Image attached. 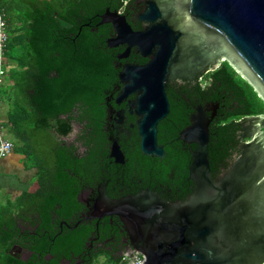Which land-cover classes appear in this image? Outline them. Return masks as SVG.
<instances>
[{
	"label": "water",
	"instance_id": "95a60500",
	"mask_svg": "<svg viewBox=\"0 0 264 264\" xmlns=\"http://www.w3.org/2000/svg\"><path fill=\"white\" fill-rule=\"evenodd\" d=\"M134 30L126 17L108 9L101 24L113 31L109 49H132L144 65L125 64L118 73L116 102L129 103L138 117L143 156L162 159L158 124L170 108L169 84L192 83L226 62L264 103V0H144ZM218 107L193 106L188 126L177 140L190 147L193 192L183 202L167 203L142 191L119 200L102 190L94 211L115 216L142 264H264V114L240 123L239 153L212 179L209 127ZM111 156L122 163L117 143Z\"/></svg>",
	"mask_w": 264,
	"mask_h": 264
},
{
	"label": "trees",
	"instance_id": "16d2710c",
	"mask_svg": "<svg viewBox=\"0 0 264 264\" xmlns=\"http://www.w3.org/2000/svg\"><path fill=\"white\" fill-rule=\"evenodd\" d=\"M140 6L139 0H0L9 37L6 57L10 67L3 93L7 104L4 125L13 138V151L38 171L35 189L0 208V264H44L23 263L10 254L17 223H32L38 214L44 233L52 229L53 213L62 220L76 208L75 193L68 190L62 168L84 164L77 154L82 146L87 152L103 148L101 104L117 84L114 56L124 50L107 47L113 31L110 25L101 24V16L107 9L119 12L138 30L135 19ZM166 93L170 111L158 124L157 142L173 164L181 158L184 185L188 184L191 159L177 138L188 126L193 106L218 107L216 124L209 129L212 179L229 166L246 141L238 140L240 123L264 114V103L226 62L193 83L169 84ZM76 125L85 126L86 137L83 130L69 145L57 140L72 137ZM59 224L54 234L60 233ZM108 235L104 229L103 237ZM50 240H38L36 248L46 249ZM67 246L63 237L55 252L61 256ZM80 252L79 247L77 254ZM124 254H109L103 262L125 264Z\"/></svg>",
	"mask_w": 264,
	"mask_h": 264
},
{
	"label": "flooded vegetation",
	"instance_id": "af4514ba",
	"mask_svg": "<svg viewBox=\"0 0 264 264\" xmlns=\"http://www.w3.org/2000/svg\"><path fill=\"white\" fill-rule=\"evenodd\" d=\"M143 1L141 0V5ZM119 53L114 56L113 71L117 73V76L125 64L144 65L147 62V59L138 55L134 49L130 51L126 59H117ZM119 91L120 86L117 81L101 104L104 112V117L100 120V135L105 138L103 148L98 152H87V148L82 146L77 150V154L79 155L78 160H83L84 164H73L62 168L67 176L68 190L71 189L75 193L76 208L70 210L66 218L62 220L53 213L52 229L44 233L41 231V222L37 220L38 214L35 215L36 220L34 219L32 223L20 220L15 228L17 234L10 252L14 258L23 263L89 264L96 256V259L102 257L105 260V256L109 254L127 253L129 243L120 220L115 216H102V213L94 211V205L102 190L111 200H119L137 195L142 191H149L167 203L183 202L193 192L194 186L189 177L190 163L188 184L184 185L180 175L181 158L173 164L171 160H168L164 148L165 155L162 159L149 158L141 154L136 126L138 117L129 107V103L134 101L136 95L117 103L116 97ZM214 119L209 129L216 124ZM76 126L75 134H81L84 130V137H86L85 126ZM75 134L70 138L64 137L57 140L69 145L71 139L75 138ZM241 136L239 130L238 140L242 142ZM114 142L120 148L122 163H117L116 159L111 156L110 150ZM184 146L187 147L184 149L185 152L190 154V147ZM52 167L56 169V166ZM57 223H60V233L54 234ZM104 229L109 231L106 237H103ZM47 237L51 239L47 248L37 249L38 240ZM63 237L67 238L68 246L65 254L60 256L55 252V248ZM79 247L81 252L77 254Z\"/></svg>",
	"mask_w": 264,
	"mask_h": 264
},
{
	"label": "crops",
	"instance_id": "0c3cea01",
	"mask_svg": "<svg viewBox=\"0 0 264 264\" xmlns=\"http://www.w3.org/2000/svg\"><path fill=\"white\" fill-rule=\"evenodd\" d=\"M6 113L7 104L3 102L1 117L4 122L6 121ZM5 137L11 143L13 142V138L7 129ZM37 174L36 169L28 166L24 156L14 151L0 159V208L15 203L23 192L35 189Z\"/></svg>",
	"mask_w": 264,
	"mask_h": 264
},
{
	"label": "built area",
	"instance_id": "2783aa9c",
	"mask_svg": "<svg viewBox=\"0 0 264 264\" xmlns=\"http://www.w3.org/2000/svg\"><path fill=\"white\" fill-rule=\"evenodd\" d=\"M8 40L7 24L4 14L0 11V159L6 157L13 151V144L5 137L6 128L1 117L3 93L6 88V77L10 69L6 57ZM142 262V257L138 253L133 252L129 257H126L125 264H142Z\"/></svg>",
	"mask_w": 264,
	"mask_h": 264
},
{
	"label": "rangeland",
	"instance_id": "374dc122",
	"mask_svg": "<svg viewBox=\"0 0 264 264\" xmlns=\"http://www.w3.org/2000/svg\"><path fill=\"white\" fill-rule=\"evenodd\" d=\"M2 1H5V0H2ZM139 4H141V0H139ZM75 131L76 130H74V134H75ZM3 194V193H2ZM1 196H4V195H1ZM4 207V206H3ZM12 210V209H11ZM12 211H15L14 209L12 210ZM104 260H103V258L102 257H99L98 259H96V261L94 262V264H106V263H104L103 262Z\"/></svg>",
	"mask_w": 264,
	"mask_h": 264
}]
</instances>
